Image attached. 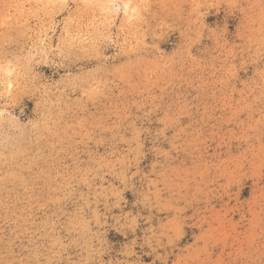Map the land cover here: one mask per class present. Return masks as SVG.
<instances>
[{
  "label": "clouds",
  "instance_id": "obj_1",
  "mask_svg": "<svg viewBox=\"0 0 264 264\" xmlns=\"http://www.w3.org/2000/svg\"><path fill=\"white\" fill-rule=\"evenodd\" d=\"M0 264H264V0H0Z\"/></svg>",
  "mask_w": 264,
  "mask_h": 264
}]
</instances>
